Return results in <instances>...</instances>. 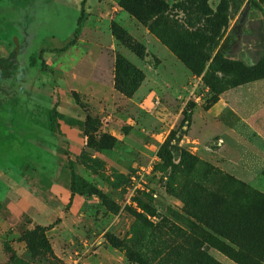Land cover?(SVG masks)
Here are the masks:
<instances>
[{
  "label": "rangeland",
  "instance_id": "374dc122",
  "mask_svg": "<svg viewBox=\"0 0 264 264\" xmlns=\"http://www.w3.org/2000/svg\"><path fill=\"white\" fill-rule=\"evenodd\" d=\"M263 81L264 0H0V264H264Z\"/></svg>",
  "mask_w": 264,
  "mask_h": 264
},
{
  "label": "crops",
  "instance_id": "0c3cea01",
  "mask_svg": "<svg viewBox=\"0 0 264 264\" xmlns=\"http://www.w3.org/2000/svg\"><path fill=\"white\" fill-rule=\"evenodd\" d=\"M240 91V90H239ZM237 91V92H239ZM247 93L242 91L243 94L240 95H233L231 93V98L228 100H220L218 105L220 104L221 107L228 108L227 113L232 117L236 118L238 116V109L241 106L242 109H245L246 112L243 114L245 115V119L247 123L250 125L252 130L257 134H260L262 140L264 141V81L261 84H256L247 89ZM237 110V111H236ZM222 139H220V143L218 145V149L211 150L208 149L210 152H215L214 155L205 152L204 155L207 158L217 157L220 149L229 148L228 145H222ZM223 142V141H222ZM231 149V146L230 148ZM247 158H248V166L251 168V164H255V161H258L259 157V148L257 146H248L247 147ZM202 154V152H201Z\"/></svg>",
  "mask_w": 264,
  "mask_h": 264
},
{
  "label": "trees",
  "instance_id": "16d2710c",
  "mask_svg": "<svg viewBox=\"0 0 264 264\" xmlns=\"http://www.w3.org/2000/svg\"><path fill=\"white\" fill-rule=\"evenodd\" d=\"M145 1H147V2H149V1H151V0H145ZM188 1V3L191 5V6H193L196 2H198V3H204V2H206L207 0H187ZM221 5V4H220ZM123 8L125 9V10H127L128 12H130L131 14H133L140 22H142L143 24H146V21L143 19V17H142V15L141 14H143L142 13V6L140 5L139 7H138V9H136V10H131L130 8H128V7H125V6H123ZM227 9L225 8V7H223V6H220V7H218L217 8V10L215 11V13L213 12H211L210 10H209V12L208 13H206V14H204V17L202 18L203 20H204V22H206V21H209L210 20V18H211V20H213V22L216 24V23H218L219 24V26H222V25H225L226 24V19H227ZM199 14H201V11H199V10H197L196 12H195V15L196 16H198L199 17ZM82 12H81V15H80V17L78 18V21H77V26H79L80 25V23H81V21H82ZM118 37L120 38V39H122L123 41L125 40L126 41V43L127 44H129V46L132 48V49H134L135 48V45H136V43H134V42H132L131 40H130V38H128L126 35H124V34H121V35H118ZM74 45V41H71V42H69L66 46H64L63 48H61V49H58V50H56V52H58V53H64L70 46H73ZM30 63L32 64V65H35L36 64V59H34V58H31L30 59ZM44 64L42 63V66H43ZM74 100L76 101V102H79V99H78V97H77V95L76 94H74ZM49 115L50 116H52V118H53V121L50 123V125L48 126V129L50 130V131H52V132H56V131H58V127H59V125H58V122L55 120V118L56 119H60V120H63V121H65L68 125H71V126H76V125H80L81 123H80V121H78V120H76V119H73V118H68V117H65V116H63V115H60V114H58V113H56V111L55 110H50V112H49ZM71 175H72V183H71V191H72V193H75V192H80V191H78V188H79V178L77 177V175L74 173V172H72L71 173ZM0 208H1V204H0ZM38 230H42V228H38ZM26 234H32V233H30V232H28V233H26ZM256 236L254 235V233H250L249 234V238H250V240L252 241H256V239H258V237H256ZM263 243H264V241H263ZM46 246H47V249H50V246L48 245V243H46Z\"/></svg>",
  "mask_w": 264,
  "mask_h": 264
},
{
  "label": "water",
  "instance_id": "95a60500",
  "mask_svg": "<svg viewBox=\"0 0 264 264\" xmlns=\"http://www.w3.org/2000/svg\"><path fill=\"white\" fill-rule=\"evenodd\" d=\"M247 9V8H246ZM245 13H243V16H244Z\"/></svg>",
  "mask_w": 264,
  "mask_h": 264
}]
</instances>
